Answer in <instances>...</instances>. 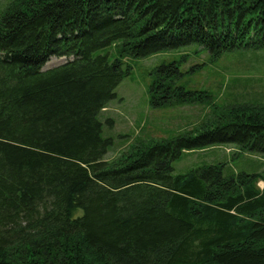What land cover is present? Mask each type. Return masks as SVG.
Here are the masks:
<instances>
[{
	"label": "trees",
	"instance_id": "1",
	"mask_svg": "<svg viewBox=\"0 0 264 264\" xmlns=\"http://www.w3.org/2000/svg\"><path fill=\"white\" fill-rule=\"evenodd\" d=\"M111 45L115 57L99 52ZM189 45L212 60L264 48V0L6 4L0 264H264V171H225L222 161L181 173L172 166L218 143L264 156V104L216 109L215 120L103 159L111 141L97 116L130 73L125 59ZM53 56L66 60L46 68ZM182 58L152 70L151 106L209 101L178 83Z\"/></svg>",
	"mask_w": 264,
	"mask_h": 264
},
{
	"label": "rangeland",
	"instance_id": "2",
	"mask_svg": "<svg viewBox=\"0 0 264 264\" xmlns=\"http://www.w3.org/2000/svg\"><path fill=\"white\" fill-rule=\"evenodd\" d=\"M11 0H0V13ZM107 52L117 55L114 46ZM185 75L178 81L187 88L209 93V101L153 107L148 88L154 74L152 70L163 62L180 60ZM65 57H51L46 68L63 63ZM131 66L115 88V96L98 114L102 124L101 135L110 139L104 160H112L133 146L160 138L177 135L205 121L215 120L216 109L240 103L264 104V48L224 52L212 60L199 45L166 50L145 57H128ZM181 61V60H180ZM264 156L238 152L232 143H218L204 149L183 153L172 162L173 173L185 172L201 164L222 161L225 171H264ZM215 160V161H212ZM257 186L262 188L259 181Z\"/></svg>",
	"mask_w": 264,
	"mask_h": 264
}]
</instances>
